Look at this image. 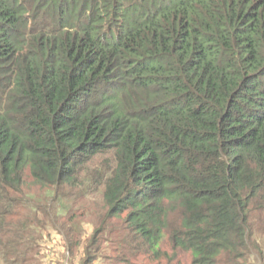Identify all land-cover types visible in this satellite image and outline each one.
Instances as JSON below:
<instances>
[{
	"label": "trees",
	"instance_id": "1",
	"mask_svg": "<svg viewBox=\"0 0 264 264\" xmlns=\"http://www.w3.org/2000/svg\"><path fill=\"white\" fill-rule=\"evenodd\" d=\"M27 182L61 205L99 198L93 241L118 219L114 248L135 258L249 264L264 0H0L1 259Z\"/></svg>",
	"mask_w": 264,
	"mask_h": 264
},
{
	"label": "rangeland",
	"instance_id": "2",
	"mask_svg": "<svg viewBox=\"0 0 264 264\" xmlns=\"http://www.w3.org/2000/svg\"><path fill=\"white\" fill-rule=\"evenodd\" d=\"M29 184L27 182V190H24L30 201L22 209V215L6 217L8 252L4 259L0 258V264H168L167 261L157 262L142 256L135 258L114 248L113 242L118 240L120 232L115 218L109 219L108 233L93 241L94 231L102 225L99 224V212L103 203L99 198L71 200L61 205L47 198L45 189ZM63 206L67 211L62 210ZM70 208L76 210L72 220L68 219L71 212L67 215ZM19 223L24 224L22 229L18 228ZM257 240L262 254L253 250L248 256L249 264H264V236ZM87 251H91L90 262V258H86ZM177 261L189 264L185 255H177L171 263L176 264Z\"/></svg>",
	"mask_w": 264,
	"mask_h": 264
}]
</instances>
